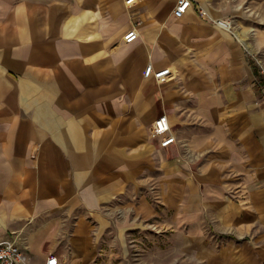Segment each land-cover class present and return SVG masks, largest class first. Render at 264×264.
Here are the masks:
<instances>
[{"label": "crops", "instance_id": "obj_1", "mask_svg": "<svg viewBox=\"0 0 264 264\" xmlns=\"http://www.w3.org/2000/svg\"><path fill=\"white\" fill-rule=\"evenodd\" d=\"M176 4L0 0V240L30 264L124 245L157 182L197 216L181 258L264 264V0Z\"/></svg>", "mask_w": 264, "mask_h": 264}, {"label": "rangeland", "instance_id": "obj_2", "mask_svg": "<svg viewBox=\"0 0 264 264\" xmlns=\"http://www.w3.org/2000/svg\"><path fill=\"white\" fill-rule=\"evenodd\" d=\"M261 71L264 73V68ZM142 194L154 204V214L142 218V225L138 229L125 232L124 245L98 248L100 253L92 264H211L204 262V257L193 259L179 256L181 248L177 244L180 238L191 233L189 228L197 219L195 212L188 210L187 215H181L176 209L168 207V193L162 182L146 184L145 187L142 185ZM208 238H214L213 232H208ZM189 251L192 252V248ZM189 251L186 252L195 255Z\"/></svg>", "mask_w": 264, "mask_h": 264}, {"label": "built area", "instance_id": "obj_3", "mask_svg": "<svg viewBox=\"0 0 264 264\" xmlns=\"http://www.w3.org/2000/svg\"><path fill=\"white\" fill-rule=\"evenodd\" d=\"M191 0H177V4L173 10L175 16H182ZM201 14H206L202 9L199 10ZM219 23L230 25V21L224 19H217ZM153 73L158 79L162 78L169 73V69L165 68L159 71H153L152 65H148L145 70V75L149 76ZM170 125L168 118L165 114L160 115L155 120L152 135L160 137V145L167 146L175 141V136L170 134ZM0 264H30L29 258L25 250L18 245L14 240L1 239L0 240ZM45 264H58L57 256H50L47 258Z\"/></svg>", "mask_w": 264, "mask_h": 264}]
</instances>
